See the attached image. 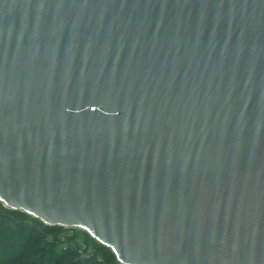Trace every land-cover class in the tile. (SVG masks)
Segmentation results:
<instances>
[{"label": "water", "instance_id": "water-1", "mask_svg": "<svg viewBox=\"0 0 264 264\" xmlns=\"http://www.w3.org/2000/svg\"><path fill=\"white\" fill-rule=\"evenodd\" d=\"M0 202L125 264H264V0H0Z\"/></svg>", "mask_w": 264, "mask_h": 264}, {"label": "trees", "instance_id": "trees-1", "mask_svg": "<svg viewBox=\"0 0 264 264\" xmlns=\"http://www.w3.org/2000/svg\"><path fill=\"white\" fill-rule=\"evenodd\" d=\"M0 264H125L82 228L44 223L0 202Z\"/></svg>", "mask_w": 264, "mask_h": 264}]
</instances>
